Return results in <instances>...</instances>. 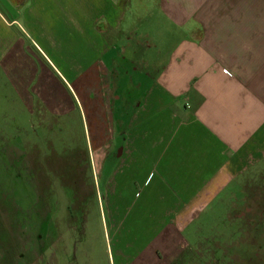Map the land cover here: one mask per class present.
Here are the masks:
<instances>
[{"label": "crops", "instance_id": "0c3cea01", "mask_svg": "<svg viewBox=\"0 0 264 264\" xmlns=\"http://www.w3.org/2000/svg\"><path fill=\"white\" fill-rule=\"evenodd\" d=\"M127 3L0 0L2 73L23 105L32 91L28 104L64 109L56 117L81 104L93 118L114 264H216L211 250L230 248L236 232L205 239L197 221L216 210L264 219V0L140 4L146 47L131 33L126 45L115 37ZM140 48L160 60L146 65ZM121 53L130 72L109 68ZM124 74L135 78L130 95ZM240 233L260 240L256 226Z\"/></svg>", "mask_w": 264, "mask_h": 264}, {"label": "rangeland", "instance_id": "374dc122", "mask_svg": "<svg viewBox=\"0 0 264 264\" xmlns=\"http://www.w3.org/2000/svg\"><path fill=\"white\" fill-rule=\"evenodd\" d=\"M149 2L154 0H128L115 36L125 45L131 33L136 41H143L140 43L143 47L147 46L146 17L140 4L149 6ZM106 37L111 38L109 34ZM140 50L146 65L153 58L156 63L160 60V53H148L150 57H147L144 49ZM111 58L107 55L101 60L109 66ZM52 59L68 77L62 66L63 59L56 58L55 53ZM130 61L121 53L118 67L109 68L117 73L122 64L123 70L130 72ZM1 68L0 264H114L115 240L101 188L102 178H98L96 170L93 118L81 104L70 114L56 117L64 109L59 106L53 109L55 115L44 104H28L33 100L32 91L27 97L29 101L23 105L15 85ZM124 75L128 81L123 86L130 90L134 86L131 78L134 82L135 78ZM112 81L114 91L119 80L113 76ZM136 93L138 98L143 97L142 91ZM46 97L60 102L56 95ZM119 98L116 93L112 99L113 110ZM213 215L195 223V230L210 229L203 238H211L208 233L215 229L236 232L231 235L230 243L227 242L230 248H225V240L221 242L223 245L211 250L216 255V264H264L263 218L237 220L226 217L220 210ZM247 226L260 229L257 243L247 241L248 235L240 233Z\"/></svg>", "mask_w": 264, "mask_h": 264}]
</instances>
